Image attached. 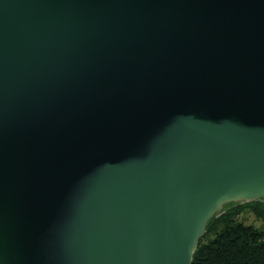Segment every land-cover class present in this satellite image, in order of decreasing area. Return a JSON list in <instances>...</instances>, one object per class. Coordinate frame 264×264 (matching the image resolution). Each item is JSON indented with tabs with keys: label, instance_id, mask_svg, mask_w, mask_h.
<instances>
[{
	"label": "water",
	"instance_id": "obj_1",
	"mask_svg": "<svg viewBox=\"0 0 264 264\" xmlns=\"http://www.w3.org/2000/svg\"><path fill=\"white\" fill-rule=\"evenodd\" d=\"M263 188L264 0H0V264H191Z\"/></svg>",
	"mask_w": 264,
	"mask_h": 264
},
{
	"label": "trees",
	"instance_id": "obj_2",
	"mask_svg": "<svg viewBox=\"0 0 264 264\" xmlns=\"http://www.w3.org/2000/svg\"><path fill=\"white\" fill-rule=\"evenodd\" d=\"M245 210L264 216L257 202L230 205L217 213L209 220L191 264H264V231L239 220Z\"/></svg>",
	"mask_w": 264,
	"mask_h": 264
},
{
	"label": "rangeland",
	"instance_id": "obj_3",
	"mask_svg": "<svg viewBox=\"0 0 264 264\" xmlns=\"http://www.w3.org/2000/svg\"><path fill=\"white\" fill-rule=\"evenodd\" d=\"M253 202H257L259 205H261L263 208H264V197H261V198H257V199H255L254 201H251V202H246V201H238V202H228V203H225L223 206H222V208H221V210L219 211V212H221V211H223L224 209H226L228 206H230V205H234V204H241V203H253ZM218 212V213H219ZM216 215V214H215ZM214 215V216H215ZM213 216V217H214ZM212 217V218H213ZM239 220L241 221V222H243L244 224H246V225H251V226H253V227H255V228H257V229H259V230H262V231H264V216H262V217H257L256 215H254L252 212H250V211H248V210H245V211H243V213L239 216ZM209 222V221H208ZM204 235V234H203ZM202 238V237H201ZM200 238V239H201Z\"/></svg>",
	"mask_w": 264,
	"mask_h": 264
},
{
	"label": "bare ground",
	"instance_id": "obj_4",
	"mask_svg": "<svg viewBox=\"0 0 264 264\" xmlns=\"http://www.w3.org/2000/svg\"><path fill=\"white\" fill-rule=\"evenodd\" d=\"M232 195V194H231ZM230 195V196H231ZM229 196V197H230ZM261 196H264V188L263 189H259V190H250V191H245V192H243V193H241V194H238V195H235V196H233V197H228V199H230V200H241V199H249V198H254V197H261ZM223 206V205H222ZM222 206H221V208H222ZM219 207V206H218ZM217 207V208H218ZM216 208V209H217ZM215 209V210H216ZM220 209V208H219ZM214 210V211H215Z\"/></svg>",
	"mask_w": 264,
	"mask_h": 264
}]
</instances>
